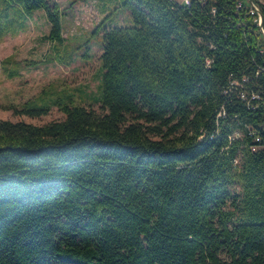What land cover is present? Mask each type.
Masks as SVG:
<instances>
[{
	"label": "trees",
	"instance_id": "trees-1",
	"mask_svg": "<svg viewBox=\"0 0 264 264\" xmlns=\"http://www.w3.org/2000/svg\"><path fill=\"white\" fill-rule=\"evenodd\" d=\"M237 1L121 0L101 112L45 89L5 107L65 117L0 118V264H264V0ZM39 8L60 37L54 0H0V41Z\"/></svg>",
	"mask_w": 264,
	"mask_h": 264
},
{
	"label": "rangeland",
	"instance_id": "rangeland-1",
	"mask_svg": "<svg viewBox=\"0 0 264 264\" xmlns=\"http://www.w3.org/2000/svg\"><path fill=\"white\" fill-rule=\"evenodd\" d=\"M60 9L61 36L52 37L44 8L28 17V28L18 36L0 41V62L9 55L17 61L16 77L9 78L0 64V118L43 124L65 114L57 107L40 117L16 115L7 105L21 107L40 93L46 100L65 94L73 105L84 104L102 111L103 40L115 26H133L134 19L121 0H54ZM54 61V62H53ZM67 99V97H66Z\"/></svg>",
	"mask_w": 264,
	"mask_h": 264
},
{
	"label": "built area",
	"instance_id": "built-area-1",
	"mask_svg": "<svg viewBox=\"0 0 264 264\" xmlns=\"http://www.w3.org/2000/svg\"><path fill=\"white\" fill-rule=\"evenodd\" d=\"M175 1L190 4V0H175ZM243 7H244V2L242 0L237 1L236 8L238 10H241ZM249 10H250V13L252 15H254V20L260 26V29H261L262 33L264 34V28L262 26L263 17H262V14L260 12L259 6L255 3L251 2V6H250ZM208 62H209V60H208ZM256 96L257 95H253V97H256ZM259 140H260V136H256V141H259ZM257 147L258 146H254L253 149L255 150ZM263 147H264V144H263Z\"/></svg>",
	"mask_w": 264,
	"mask_h": 264
}]
</instances>
